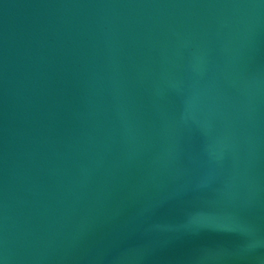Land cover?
<instances>
[{"label": "water", "instance_id": "obj_1", "mask_svg": "<svg viewBox=\"0 0 264 264\" xmlns=\"http://www.w3.org/2000/svg\"><path fill=\"white\" fill-rule=\"evenodd\" d=\"M0 264H264V0H0Z\"/></svg>", "mask_w": 264, "mask_h": 264}]
</instances>
